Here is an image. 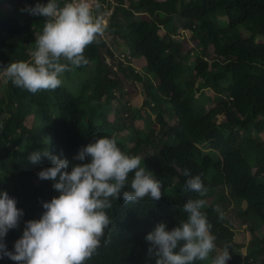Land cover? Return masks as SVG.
<instances>
[{
	"label": "trees",
	"instance_id": "obj_1",
	"mask_svg": "<svg viewBox=\"0 0 264 264\" xmlns=\"http://www.w3.org/2000/svg\"><path fill=\"white\" fill-rule=\"evenodd\" d=\"M37 3L47 0H0V191L23 212L17 229L3 238L6 250L14 252L26 222L39 220L42 203L58 196L53 181L37 175L52 166L51 160L42 156L34 164L30 154L47 151L66 159L64 171L70 172L90 162L75 159L80 150L95 138L108 137L130 156L154 147L142 166L161 182L163 195L158 201L145 197L129 204L113 199L106 210L112 223L85 264H155L148 257L146 235L158 223L171 231L187 219V200L207 199L224 187L236 205L222 210L223 220L213 203L201 209L216 237L211 257L228 245L231 259L226 264H264V230L257 233L256 225H264V141L259 136L264 132V0H100L94 14L102 20V12L112 9L105 28L127 46L125 64L113 69L106 62L116 58L101 36L85 49L86 65L64 72L55 90L33 94L5 83L2 73L10 63L31 60L45 18L21 9ZM139 62L156 83L155 93L147 91L149 102L142 103L161 128L163 137L156 143L148 136L152 130L145 134L133 119L127 120L125 137L114 130L135 108L123 105L111 122L101 111L115 94L127 92L119 70L142 83ZM214 95L217 101L207 109ZM137 115L141 121L151 117L143 108ZM184 169L201 177L205 196L187 189ZM133 175L123 190H131ZM231 219L247 226L244 255ZM0 264L16 262L3 257Z\"/></svg>",
	"mask_w": 264,
	"mask_h": 264
},
{
	"label": "clouds",
	"instance_id": "obj_2",
	"mask_svg": "<svg viewBox=\"0 0 264 264\" xmlns=\"http://www.w3.org/2000/svg\"><path fill=\"white\" fill-rule=\"evenodd\" d=\"M100 4L95 2V9ZM33 16L45 18L42 33L35 41V50L29 62H13L3 68L5 83L25 89L30 93L55 90L62 84L61 75L66 71L86 65L84 52L93 43H99L105 26L94 14L90 0H69L60 6L58 0H47L34 7L21 9ZM48 157L52 166L38 172L40 180L53 181L58 193L50 202L42 203L44 209L39 220L27 221L22 237L14 244V252L6 250L3 238L15 229L23 216L16 207L17 201L6 191H0V258L7 257L16 264H85L100 247L104 231L112 223L106 210L112 208L113 199L124 204L135 203L149 197L161 199L162 184L148 171L140 156H130L121 151L114 138H95L75 157L90 162L73 166L68 161L50 156L47 151L34 152L28 159L38 163ZM134 173L128 186V177ZM183 175L188 190L200 197L207 193L201 177L191 176L188 169ZM204 199H189L183 205L187 219L177 227L167 230L158 223L145 241L149 244L148 257L155 264H195L208 260L216 250V237L212 225L201 209ZM214 211L223 220L224 213L217 206ZM226 245L211 258L210 264H226L231 259Z\"/></svg>",
	"mask_w": 264,
	"mask_h": 264
},
{
	"label": "rangeland",
	"instance_id": "obj_3",
	"mask_svg": "<svg viewBox=\"0 0 264 264\" xmlns=\"http://www.w3.org/2000/svg\"><path fill=\"white\" fill-rule=\"evenodd\" d=\"M100 2V0H98V3ZM114 4V3H113ZM111 10L102 12V22L104 24V26L108 25V17L111 13ZM127 30H125L126 33ZM103 39L105 40V43L107 44V46L109 47V49L113 52L114 56H115V60H110L109 58H106V62L113 68L116 69L117 65L119 63H124L126 62L127 56H129L128 54V48L127 46H125L124 42L122 41L121 38L118 37V35H115L111 32H109L106 28L103 34ZM125 56V58H124ZM130 58V57H129ZM130 63V60H129ZM141 65V69H139V66L136 64L137 69H139L140 73V79L142 83L137 82L136 80H134L133 78H130L127 76L126 73L122 72V70H119V75L120 76H124V83H123V87L124 89L127 91L126 93H124V95H118L115 94L113 96V99L109 102V104L107 106H105L103 109H101V111L103 110L105 113V117L108 121H113L115 116H116V112L118 113L119 109L123 106V105H127L129 106V108H135L133 110L130 111V115L127 116V114L124 115V117L121 119V121H119L118 126L114 129L118 136L123 138L126 136V134L128 133V128H127V120L128 119H133V126L137 129H141L142 131H144L145 134H148V128L152 130V133L150 135H148L150 138H153V140L155 141V143L161 139L163 136L160 132L161 128L159 127V125L154 121L155 119L152 117L151 111L146 108L143 107L142 103H144V101L149 102L150 97L148 96V92L150 91L151 93H155V81L153 82V76L152 75H146V70H145V65L143 66L141 62H139ZM93 66V64H91V67ZM143 66V67H142ZM73 83H77L78 80H76L75 78L72 79ZM143 84H145L143 86ZM144 87V88H143ZM71 91L77 95V89H74L73 87L71 88ZM147 92V94H146ZM207 93V95L210 94L209 90L205 91ZM134 96V97H132ZM214 98L212 100L209 101V103L206 104V108L209 109L210 107L213 106V101H217V96H213ZM143 108V111H146L149 113V115L151 116L149 118V120L147 121H141L138 120L139 115H137V112H139V109ZM98 111H100L99 109H97ZM96 110V111H97ZM140 114V113H138ZM168 114H165L164 119L169 120L168 118ZM32 121V120H30ZM221 121V119H219V122ZM154 124V125H153ZM259 136L261 137V139L264 141V132L260 133ZM134 145V142L132 143V141H128V146L131 147ZM43 148V147H42ZM44 149V148H43ZM153 146H150V148H148L146 151L141 152L139 154H137L138 156H140L143 160V158L150 156L153 154ZM11 186V184H10ZM168 192H170V190H168ZM205 200V206L208 204L213 203V205L215 207L219 206L222 210H224V208L226 207H235L236 202L235 199L232 197V195L229 192V189L227 187H224L222 189H215L213 191L212 196H210ZM204 206V207H205ZM231 227L235 230V233L237 234L236 240H239L240 242H242L244 244V247L242 249H240L241 253L244 255L246 253V249H247V245H248V235H247V226L245 224H241L237 219H231L230 221ZM252 222V221H251ZM251 222H248L247 224L249 225ZM257 233L260 234V232H262L264 230V225L263 223H257ZM18 227V226H17ZM17 227L15 229H10L9 231H13L16 230ZM211 255L209 257L208 260L202 261L203 264H210L211 262Z\"/></svg>",
	"mask_w": 264,
	"mask_h": 264
},
{
	"label": "built area",
	"instance_id": "obj_4",
	"mask_svg": "<svg viewBox=\"0 0 264 264\" xmlns=\"http://www.w3.org/2000/svg\"><path fill=\"white\" fill-rule=\"evenodd\" d=\"M66 2H69V0H66L64 3H66ZM95 2H97V0H90V3L93 4V10L95 9ZM61 6H63V5H61Z\"/></svg>",
	"mask_w": 264,
	"mask_h": 264
}]
</instances>
